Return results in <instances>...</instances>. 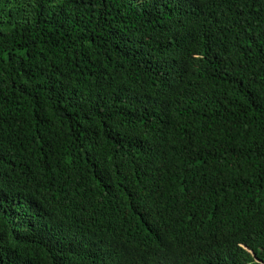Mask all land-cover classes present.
I'll use <instances>...</instances> for the list:
<instances>
[{"label": "trees", "instance_id": "trees-1", "mask_svg": "<svg viewBox=\"0 0 264 264\" xmlns=\"http://www.w3.org/2000/svg\"><path fill=\"white\" fill-rule=\"evenodd\" d=\"M0 264H264V0H0Z\"/></svg>", "mask_w": 264, "mask_h": 264}]
</instances>
